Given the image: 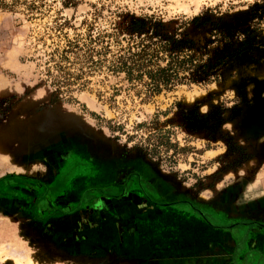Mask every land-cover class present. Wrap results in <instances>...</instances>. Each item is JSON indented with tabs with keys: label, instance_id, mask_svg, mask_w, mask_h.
Here are the masks:
<instances>
[{
	"label": "rangeland",
	"instance_id": "374dc122",
	"mask_svg": "<svg viewBox=\"0 0 264 264\" xmlns=\"http://www.w3.org/2000/svg\"><path fill=\"white\" fill-rule=\"evenodd\" d=\"M129 15L169 30L186 23L211 62L225 61L218 79L147 98L123 75L61 58L88 27ZM76 154L112 165L117 196L136 200L138 212L194 213L224 227L255 210L264 199V0H0V197L22 199L18 185L34 186L25 181L52 157L51 212L114 211L103 204L105 182L80 179L90 164ZM146 186L157 196L148 199ZM3 199L0 264H52L41 252L48 238L30 236L31 221L13 213L22 202ZM42 202L36 208L48 209Z\"/></svg>",
	"mask_w": 264,
	"mask_h": 264
},
{
	"label": "crops",
	"instance_id": "0c3cea01",
	"mask_svg": "<svg viewBox=\"0 0 264 264\" xmlns=\"http://www.w3.org/2000/svg\"><path fill=\"white\" fill-rule=\"evenodd\" d=\"M37 171V179L25 181L34 186L18 185L22 199L16 198L18 194L0 198L31 205L47 191L43 199L49 206L47 212H51L52 157ZM59 203L75 201L70 198ZM256 210L255 214L244 212L236 217L241 223L234 226L212 227L205 222L210 218L196 214L154 213L139 219L125 214L99 221L92 210L82 208L53 219V223L51 219L44 221L46 231L58 239L52 243V250L45 245L41 252L52 264H264V199L257 202ZM67 216L77 221H68ZM20 221L27 220L22 217Z\"/></svg>",
	"mask_w": 264,
	"mask_h": 264
},
{
	"label": "trees",
	"instance_id": "16d2710c",
	"mask_svg": "<svg viewBox=\"0 0 264 264\" xmlns=\"http://www.w3.org/2000/svg\"><path fill=\"white\" fill-rule=\"evenodd\" d=\"M182 26L169 30L160 18L129 15L105 30L88 27L83 43L69 40L61 58L68 62L73 57L89 71L105 67L114 75H123L147 98L177 86L216 81L225 61L211 62Z\"/></svg>",
	"mask_w": 264,
	"mask_h": 264
},
{
	"label": "flooded vegetation",
	"instance_id": "af4514ba",
	"mask_svg": "<svg viewBox=\"0 0 264 264\" xmlns=\"http://www.w3.org/2000/svg\"><path fill=\"white\" fill-rule=\"evenodd\" d=\"M82 155H84V154H82ZM82 155L81 154H76V156L77 157L79 156L78 158H80V159L82 157H84L83 159L86 162L87 161L89 162L90 167H89L88 170L86 169V171H85L86 173H82L83 177H80V179L85 178V177L88 178V177L92 176L93 173H94L95 179L96 180L99 179V181L105 182V185H106V187H104V190L102 189L103 193L107 195V196L104 197V201L105 202H103V204H106V203L109 204V203H111V201H113L114 204L116 203L118 205V207L114 211L102 212L104 210H102V211H100L101 209L100 210L99 209L98 210H94V211H92L93 217L96 214V217H98V220L100 221V220H104V218H116V215H125L126 214V215L130 216L131 218L139 219V218H142L144 216L147 217L148 215L154 214V213H149V212L148 213H146V212H138L139 205H137V203H135L136 200H130L129 198L124 197V196H122V197H118L117 196V192H118L119 186L114 185L116 177H115V174H113L114 167L112 165L108 166L105 163L103 164V163H101V160L100 159L98 160V158H96V157L93 158V156L91 157L90 155H89L90 157L89 156L85 157V156H82ZM49 159H51V157H49ZM47 162H49V161H47ZM54 172H55V169L52 167V174H54ZM92 178H93V176H92ZM134 180H135V178H134ZM35 185H39V184H35ZM122 189L125 190V194L129 193L130 191L132 192V190H133L132 187H130L129 189L128 188H121L120 191H122ZM43 190H44V187H43ZM144 193H145V195L147 196L148 199H149L148 195L150 196V198H152L153 196H157V195H155L153 190L151 188H149L148 186H146L144 188ZM77 194L73 198L75 199V201H77V204L78 203L83 204V202L85 200V197L84 196L83 197L82 196H78ZM99 198H102V197H98L97 199L95 198L92 201H98ZM41 201H43L42 204H44V199H42V200L40 199L37 202H33V205L31 204L32 206L22 203L23 206L21 208H19L17 211H13V213L15 214V216H16V218L18 220H21L22 217H25L26 220L28 221V223L31 221V223H32V224H30L31 230H28V229L26 230V232L30 236H31L30 232H33L35 235L36 234L44 235L45 234L44 231H46V229L48 228V226H43L44 221H42L43 218H41V217L39 218L38 215L40 214V212L37 213L38 211H40V210L43 211V214L45 215L44 216V220L47 221V220L51 219L52 223L54 222L53 219L56 220L57 218H61L62 216H64L63 213L47 212L48 209H40V210H38L36 208V206H37V204H40ZM149 202L151 204H153V202H151L150 200H149ZM252 208H255V207H252ZM253 210L251 209V211H249L248 208H246L244 210V212H249L250 214H255V212H257L256 208H255L254 211ZM244 212H242L241 214H243ZM90 214L88 215L89 218H90V216H92ZM191 214H194V213H191ZM84 217H86V216H84ZM86 218L89 220L88 217H86ZM238 223H241V222H237L236 220H233L232 223L229 224L228 226H232V225L234 226V225H236ZM246 223H248V222H246ZM248 224H252V226H256V224L253 225L254 223H250L249 222ZM51 226H52V224H51ZM50 234L51 233H49V231H46V234L44 236L48 238L49 243H47V246L50 247V249L52 250V246H53L52 243L55 244L57 242L56 239H58V235H55L54 237H52V234L51 235ZM33 240H36V243L38 242L37 238H34ZM53 247H55V246H53ZM48 260L51 261L49 258H48Z\"/></svg>",
	"mask_w": 264,
	"mask_h": 264
}]
</instances>
